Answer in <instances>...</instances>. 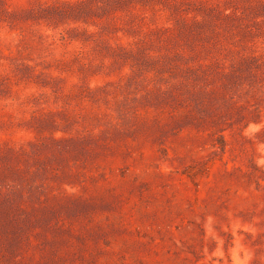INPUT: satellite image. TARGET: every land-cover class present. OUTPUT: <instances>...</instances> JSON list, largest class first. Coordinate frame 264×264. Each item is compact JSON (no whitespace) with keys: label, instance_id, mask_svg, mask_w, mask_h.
<instances>
[{"label":"rangeland","instance_id":"1","mask_svg":"<svg viewBox=\"0 0 264 264\" xmlns=\"http://www.w3.org/2000/svg\"><path fill=\"white\" fill-rule=\"evenodd\" d=\"M0 264H264V0H0Z\"/></svg>","mask_w":264,"mask_h":264}]
</instances>
